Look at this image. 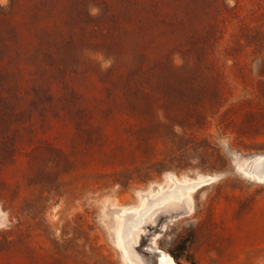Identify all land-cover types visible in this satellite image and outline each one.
Instances as JSON below:
<instances>
[{"label":"rangeland","instance_id":"obj_1","mask_svg":"<svg viewBox=\"0 0 264 264\" xmlns=\"http://www.w3.org/2000/svg\"><path fill=\"white\" fill-rule=\"evenodd\" d=\"M158 262L264 264V0H0V264Z\"/></svg>","mask_w":264,"mask_h":264},{"label":"bare ground","instance_id":"obj_2","mask_svg":"<svg viewBox=\"0 0 264 264\" xmlns=\"http://www.w3.org/2000/svg\"><path fill=\"white\" fill-rule=\"evenodd\" d=\"M208 177V176H207ZM207 177H202L200 180H198V181H196V182H193V183H191V184H189L188 186H187V188H190V189H194V188H196V187H201L202 186V184L200 183V181L202 180V179H204V178H207ZM212 178H213V180H216V177L215 176H212ZM191 185V186H190ZM186 188V189H187ZM184 189V192L183 193H186L185 192V187L183 188ZM177 191H179L178 192V194L179 195H184L183 193H182V191H181V189H178ZM186 196L188 197L189 196V193H187L186 194ZM170 197V196H169ZM134 226V225H133ZM158 264H160L159 262H158Z\"/></svg>","mask_w":264,"mask_h":264},{"label":"water","instance_id":"obj_3","mask_svg":"<svg viewBox=\"0 0 264 264\" xmlns=\"http://www.w3.org/2000/svg\"><path fill=\"white\" fill-rule=\"evenodd\" d=\"M214 181H215V180H213L212 176H208L207 178L202 179V180L200 181V183H201L202 186H203V185H208V184H210V183H212V182H214ZM157 261H158V259H157Z\"/></svg>","mask_w":264,"mask_h":264},{"label":"trees","instance_id":"obj_4","mask_svg":"<svg viewBox=\"0 0 264 264\" xmlns=\"http://www.w3.org/2000/svg\"><path fill=\"white\" fill-rule=\"evenodd\" d=\"M174 259H176V257L174 256Z\"/></svg>","mask_w":264,"mask_h":264}]
</instances>
